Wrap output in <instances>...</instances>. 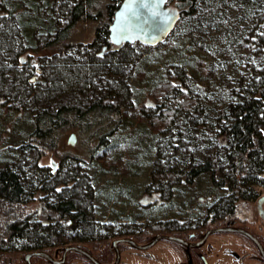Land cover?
I'll return each instance as SVG.
<instances>
[{
	"label": "rangeland",
	"instance_id": "374dc122",
	"mask_svg": "<svg viewBox=\"0 0 264 264\" xmlns=\"http://www.w3.org/2000/svg\"><path fill=\"white\" fill-rule=\"evenodd\" d=\"M5 1L16 8L19 16L29 15L22 20L33 26V36H27L28 32L22 27L20 33L25 36H15L14 40L15 49L23 47L21 59L28 61L9 73L5 88L14 89L12 100L3 104L6 99L0 98V169L5 166L18 168L27 177L29 193L39 186V176L49 179L42 183L43 190H38L35 197L27 195L26 211L36 213V198L53 202L60 195L75 199L80 210L85 211L86 218L76 224V229L66 226L68 232H60L57 237L60 245L52 247L51 253L60 258L62 251L56 252L58 248L81 244L91 249L102 262L111 264L115 260L112 243L116 238L128 236L148 243L161 234L152 229L154 223L166 221L174 227L173 222L179 217L189 222L200 219L213 199L223 198L225 193L214 187L209 174L196 178L194 184H171L153 179L152 173L181 169L212 157L215 143L211 135L205 133V140L200 142L185 141V136H192L199 130L190 118L199 115L206 121L235 100L243 85L248 83L253 89L264 81V11L246 15L237 5H230L229 17L222 15L219 21L209 17L198 23L200 28L196 31L190 29V24L179 21L168 37L156 45L140 41L126 42L119 47L112 45L109 50H118L120 54L110 56L107 51L102 59L111 61L102 63L97 55L88 57L90 55L85 54L94 48L76 47L65 51L63 46L48 45L47 34L37 36L40 21L50 28L67 23L66 8L72 0ZM170 3L176 5V0ZM223 17L236 31L225 33L222 28L227 25H220ZM94 21L78 26L72 41L93 40L97 26ZM198 60L206 63L207 72L196 65ZM77 65L84 70L81 79L67 85L60 82L64 87L57 90L54 83L59 74H70L71 67ZM38 68L43 70L42 74L30 82ZM174 72L189 75L184 82L197 97L199 107L165 132L163 128H152L149 119L144 118L150 113L146 107L153 103L147 95L154 85ZM110 96L116 97L114 101L127 113L106 125L104 116L89 118L82 132L81 125L66 130L64 147L60 146L63 153L72 154L74 158L63 161L56 150L37 145L27 147L28 143L36 142L32 132L37 111L55 110L64 104L78 105L85 111L96 100ZM11 105L14 107L9 108ZM72 132L78 135L74 145L68 143ZM95 132H98V143L92 139ZM52 158L57 164L55 169ZM36 215L38 220V213ZM41 218L44 215L39 216ZM65 218L70 224L75 221L72 216V220L69 216ZM70 235L86 241L98 240V243L73 240ZM119 246L123 251L120 264H176L180 261L176 243L169 239H161L142 251L126 243ZM25 255L1 254L0 264H27ZM209 256L214 264L223 254L216 249ZM32 261L33 264H53L41 256H35ZM67 264L94 263L73 250L68 253Z\"/></svg>",
	"mask_w": 264,
	"mask_h": 264
},
{
	"label": "trees",
	"instance_id": "16d2710c",
	"mask_svg": "<svg viewBox=\"0 0 264 264\" xmlns=\"http://www.w3.org/2000/svg\"><path fill=\"white\" fill-rule=\"evenodd\" d=\"M121 1L72 0L66 8L67 23L62 27L50 28L45 22L40 21L37 36L47 34L50 40L48 45L63 46L65 51L76 47L94 48L93 51H88L85 54L90 55L88 57L97 55L101 59L99 62L108 63L111 60L108 61L109 58L102 59V54H107V51H109L110 56L120 54L117 53L118 50L109 49L115 44L110 36V27L116 11L122 3ZM230 5H237L240 11L246 15H255L258 11H264V0H176V6L181 10L178 22H183L184 25L190 24V29L196 31L200 28L198 23H203L209 17H215L218 21L222 15L229 17L228 8ZM24 17L28 19L29 15L27 17L24 14L19 16L16 8L11 7L8 2L3 0L0 3V98L6 99L3 104H6L10 99L12 100L14 96L13 88H5L10 79L9 73L14 67L24 66L28 61L25 59L22 63L20 54L23 47L15 49L17 44L14 41L15 36H25L22 32L20 33L22 27L28 32L27 36H33V26L26 24L22 20ZM92 20L97 21L94 39L88 42L72 41L75 38L76 28L86 26ZM222 23L226 24V17L220 21L221 26ZM222 29L227 34L236 31L231 25ZM123 44L118 45V47ZM18 58L21 62L18 61ZM63 63L66 65L65 61ZM195 63L202 71L207 72L204 61L198 60ZM71 70L70 74L63 72L56 78L54 84L57 90L64 87L62 82L67 85L66 83L71 84L76 79H81L80 75L84 71L81 65L72 66ZM188 76L183 72L169 73L166 79L160 80L152 87L147 96L153 103L146 107L150 113L144 116V118L149 119L152 128H163V131L168 132L175 127L179 119L189 117L198 109L197 97L184 82ZM258 84V87L253 89L248 83L243 85L237 91L235 100L230 101L229 105L220 109L217 114L210 115L206 121L199 115L190 118L195 121L199 130L197 131L198 134L184 135L185 141L188 143L200 142L205 140L203 138L205 133L208 136L211 135L215 143L214 154L211 158L208 157L201 163H193L177 170L163 169L153 172V179L171 184L178 182L194 184L196 178L209 174L212 183L234 184L236 188H242V186L250 183L262 182L263 170L261 168L264 167V81ZM115 98L110 96L107 99L96 100L85 111L73 104H64L55 110L45 108L37 111L34 114L35 128L32 132L36 142L28 143L27 147L37 145L46 150H56L63 161L74 158V155L62 151L64 147L63 134H66V130L80 125L82 132L84 122L89 118L104 116L103 121L106 125L109 121L126 114L127 111L120 108L114 101ZM13 107L11 105L9 108ZM3 110L1 109V111ZM92 139L98 143V132L94 133ZM60 145L63 147L61 148ZM26 179L27 177L25 178L16 167L5 166L0 169V255L27 253L42 249L51 252L52 247L60 245L57 243L60 232H68L66 226L71 230L76 229V224H81L86 218L85 211L80 210L75 199L65 195L56 197L53 202H45V199L36 198L35 200L38 202L36 213L26 211L24 208L28 206L27 195L35 197L38 190H43L42 183L49 180L47 177L39 176L37 179L39 186L33 188V191L29 193L26 190ZM37 213L38 220H36ZM43 215L44 218L39 219V216ZM66 216H69L70 219L72 216V219H75L74 223H68L65 220ZM164 226L162 222H157L154 223L152 229L164 233L166 231ZM70 237L73 240L78 238L75 235H70ZM78 239L90 244L98 243V240L86 241L80 237ZM95 256L98 258V255Z\"/></svg>",
	"mask_w": 264,
	"mask_h": 264
},
{
	"label": "flooded vegetation",
	"instance_id": "af4514ba",
	"mask_svg": "<svg viewBox=\"0 0 264 264\" xmlns=\"http://www.w3.org/2000/svg\"><path fill=\"white\" fill-rule=\"evenodd\" d=\"M1 2L3 0H0ZM166 7L177 8L181 13L170 0L167 1ZM261 169L263 181L246 184L242 188H236L234 184L213 183L214 187L225 194L223 198H215L207 205L202 219L195 218L189 222L179 217L173 222L174 227L166 221L162 222L166 230L164 233L178 236L190 244L188 246L184 242L169 239L176 243V255L180 259L176 264H211L209 254L216 249L222 251L223 256L214 264H264V167ZM223 227H237L244 232L213 231ZM207 231L213 232L204 238ZM126 244L142 251L129 243ZM120 250L122 258L121 247Z\"/></svg>",
	"mask_w": 264,
	"mask_h": 264
},
{
	"label": "water",
	"instance_id": "95a60500",
	"mask_svg": "<svg viewBox=\"0 0 264 264\" xmlns=\"http://www.w3.org/2000/svg\"><path fill=\"white\" fill-rule=\"evenodd\" d=\"M168 0H124L115 13L114 21L110 27V36L115 45H120L126 42L132 43L135 41L143 42L147 45H156L164 41L168 35L174 30L178 20L180 11L177 8L166 7ZM22 60H25L22 58ZM42 69L38 68L37 73L31 77L30 82H34L37 76L41 75ZM78 135L72 132L69 135L68 143L76 144ZM54 169L57 167L54 158L51 159ZM236 231L243 229L237 227H223L213 231ZM207 231L204 238L213 232ZM161 239H170L181 241L190 245L186 240L166 233L156 235L148 243H140L132 237L116 238L112 245L116 252L115 261L111 264H119L121 261L120 243H129L132 246L146 250L154 246ZM62 251L60 258L46 249L32 250L26 253L25 260L27 264H33V257L41 256L48 259L53 264H67V256L70 251H78L88 257L94 264H107L98 259L87 247L79 245H68L57 249L56 252Z\"/></svg>",
	"mask_w": 264,
	"mask_h": 264
},
{
	"label": "bare ground",
	"instance_id": "6f19581e",
	"mask_svg": "<svg viewBox=\"0 0 264 264\" xmlns=\"http://www.w3.org/2000/svg\"><path fill=\"white\" fill-rule=\"evenodd\" d=\"M123 1H124V0H123ZM122 3H123V2H122ZM122 3H121V4H122ZM119 7H120V6H119ZM117 10H118V9H117ZM114 18H115V17H114Z\"/></svg>",
	"mask_w": 264,
	"mask_h": 264
},
{
	"label": "snow or ice",
	"instance_id": "6c2138e0",
	"mask_svg": "<svg viewBox=\"0 0 264 264\" xmlns=\"http://www.w3.org/2000/svg\"><path fill=\"white\" fill-rule=\"evenodd\" d=\"M262 34H264V33H262Z\"/></svg>",
	"mask_w": 264,
	"mask_h": 264
}]
</instances>
